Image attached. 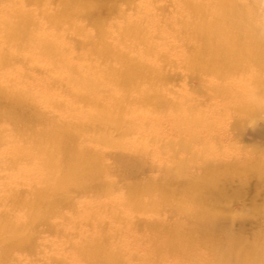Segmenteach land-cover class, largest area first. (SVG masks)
<instances>
[{
	"label": "rangeland",
	"instance_id": "374dc122",
	"mask_svg": "<svg viewBox=\"0 0 264 264\" xmlns=\"http://www.w3.org/2000/svg\"><path fill=\"white\" fill-rule=\"evenodd\" d=\"M246 1L253 17L264 20V0ZM178 3L0 0V61L5 65L0 70V221L18 237L5 241L7 236L0 235V264H83L82 247L90 248L89 237L95 235L107 253L127 249L128 255L119 254L120 264L143 262L159 230L181 238L200 231L202 216H187L180 204L198 199L188 183L209 173L220 174L224 184L201 186L212 189L210 206L221 231L232 226L245 234L264 230V209L253 194L264 190V94L260 107L252 104L245 111L228 101L236 92L248 100L236 84L226 87L228 94L222 91L224 69L213 68L214 52L222 45H207L199 31L183 29ZM9 25L23 29L25 38L7 36ZM187 36L194 39L191 44L184 43ZM225 66L232 71L227 76L243 87L232 75L243 69ZM128 71L135 76L120 85ZM77 79L97 80L96 95L75 91ZM118 86L131 94L121 98ZM112 104L118 114L103 127L105 121L91 122L85 114L102 118L112 112ZM182 114L199 116L200 122L179 123L176 117ZM57 130L68 138L48 140L44 147L65 143L85 153L98 179L55 199L41 183L40 171L5 164L17 143L40 147L36 133ZM47 154L63 157L55 149ZM181 168L185 186L175 176ZM216 186L223 187L222 194L216 195ZM5 191L14 196L11 201ZM40 194L55 205L43 221L33 222L32 215L43 210L35 208ZM163 259L162 264H173Z\"/></svg>",
	"mask_w": 264,
	"mask_h": 264
},
{
	"label": "bare ground",
	"instance_id": "6f19581e",
	"mask_svg": "<svg viewBox=\"0 0 264 264\" xmlns=\"http://www.w3.org/2000/svg\"><path fill=\"white\" fill-rule=\"evenodd\" d=\"M177 8L184 17L181 24L183 29L192 28L197 32L199 31L201 39L209 43L207 45H212V41H218L222 45L221 48L215 50V58L213 59V68L219 66L218 68L224 69L219 74L220 80H224L221 86L223 88L222 91L228 94L226 87L230 84H236L240 90L241 98L248 100H240L236 92L234 97L228 101H232V104L238 105L244 111L249 110L252 104L260 107L264 94V20L262 17L257 19L253 17L255 12L253 14V8L246 0H179ZM133 28L130 27L128 30L131 31ZM234 31H236L235 34L233 33ZM5 33L7 36L16 37L19 40L25 38H21L25 36L23 29L12 27V25H9ZM193 41L194 39L189 36L184 39L185 44L187 42L191 44ZM47 49V47H44V51L48 52ZM225 65H233L243 69L241 71L245 72L243 74H232L236 75L234 76L236 79L242 80L244 83L243 87L234 82L233 77L227 76L232 71L227 69ZM4 66V63L0 61V70ZM130 76H135L133 71L121 74L120 85H123L124 80ZM73 85L77 92L81 91L96 95L99 84L97 80L92 84L86 80L77 79ZM119 86L118 88H120ZM254 87L261 89V91L255 93ZM118 88L117 90H119ZM122 90L127 92V90ZM124 92L123 94L120 93L122 95L121 98L131 94V91L125 94ZM114 107V104H112L110 107L112 112L107 111L102 118L98 117L99 119H97L98 114L96 113L85 112V114L88 119H91V122L105 121L100 122V126L103 127L110 123L108 121L111 116L118 114L116 111L118 106L116 105V112L113 110ZM193 116V118L187 119L184 114L182 116L177 115L176 120L179 123L200 122L199 116ZM179 129L184 130L185 127ZM186 129L189 130V127ZM67 136L63 130H57L55 134H51L48 131H39L36 133L34 141L36 144L42 145L40 147H32L24 143H17L14 157L6 161L5 166L13 168V170L28 165L31 166L33 170L42 173L41 183L48 186V190L52 193L51 196L55 199L68 198L73 191H81L83 188L88 187V180L98 179V176L96 175V166L85 153L73 147L66 148L65 143L60 145L53 143L51 148L44 147V143L48 140L57 142L60 140L59 137L63 139V137L68 138ZM53 149L57 153L62 154L63 157L60 160H54V157H50L49 154H47V157L43 156L46 155L47 151L52 153ZM22 160L24 163L26 162L25 165ZM182 170L183 168L179 169L175 176L185 186L188 180ZM14 177L15 175L12 177L11 182ZM209 182L214 183V185H218L219 182L221 185L223 184L221 183L220 174L209 173L208 175L198 176L188 183L189 189L198 193V197L194 195L198 199H194L192 196L193 198L180 204V209L185 211L187 216H202L201 219L204 223L199 225L200 231L189 238H181L177 235L168 236L159 230L158 236L153 234L151 237V244L145 250V255L147 256L144 261L135 264H162L163 258H170L173 264H200V262L204 261L207 264H264V230L253 229L248 234H245L232 226L230 229L226 228L221 231V228L218 227L220 226L218 224V216L212 211L213 209L210 206V203H213L211 200V196H213L211 195L212 189L210 186L201 188V186L206 184L211 185ZM223 190V187L218 188L216 186L214 188L216 195L222 194ZM7 192L5 191L6 197L9 198L8 201H11L14 196L10 193L7 194ZM253 194L256 195L261 209H264V190H256ZM47 198L45 194L35 197V208H43V210L41 209L40 212L32 215V221H43L45 219L42 218L44 213L54 207L53 201L51 202ZM131 202L138 204L136 198H131ZM25 203L27 206H31V201H25ZM98 206H101V204H98ZM218 229L220 230L219 234L215 235L212 233ZM2 234L7 236L5 241H18V237H15L14 229L11 228L9 230L0 221V235ZM89 239L92 242V246L90 248L82 247L81 250L87 258L83 264H120L119 254L122 256L128 255L126 254L128 252L127 249L123 246H119L114 252L107 253L105 246H102L99 242V235L91 236ZM174 248H178L180 251L175 252ZM199 251L201 254L197 258L196 254ZM103 257H107L108 260L105 261Z\"/></svg>",
	"mask_w": 264,
	"mask_h": 264
}]
</instances>
